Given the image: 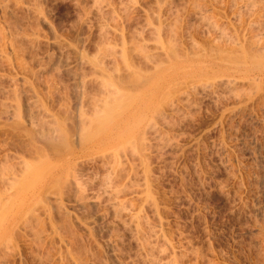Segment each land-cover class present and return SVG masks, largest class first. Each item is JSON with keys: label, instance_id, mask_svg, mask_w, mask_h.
Listing matches in <instances>:
<instances>
[{"label": "rangeland", "instance_id": "rangeland-1", "mask_svg": "<svg viewBox=\"0 0 264 264\" xmlns=\"http://www.w3.org/2000/svg\"><path fill=\"white\" fill-rule=\"evenodd\" d=\"M0 1L6 3L0 4V33H2L5 29V37H7L9 42L11 43H15L17 41L16 43L18 45H20V43L21 45L26 43V45H23L24 47H30V45L33 47L35 46L34 49L38 47V51H36L37 49L34 50L32 47H30L29 50V52H31L30 56L34 53H37L38 56H35L36 54H34L33 57H28L32 60L34 59V57H36L35 60L30 63L33 64L38 60L42 64L40 65L39 62V65H37V62V64L34 63L33 65H36V68L31 64L33 68L37 70V78L36 81L33 82L35 84H39L38 89H41L39 88L41 86L43 88L42 90L46 91L48 90V86H52L50 84L47 86V83H44L45 81L48 83L50 82L51 78L49 80V78L46 79L44 77H48V75H51L52 73L57 75L59 77V80H61L57 83L59 85V88H57L60 90L56 88V91L54 90L53 92L57 93V90L60 92L63 91L67 93V97L63 92L62 93L64 95H60L58 94V92L54 95L55 97L53 96L55 99L51 97L52 99L50 98V100H48V103L50 102L49 105L54 107L57 105L56 107H58V103L61 102L60 99H62L63 96H65L64 101H67V98L70 97L68 101L71 100V103H69H73L72 105H74L77 98V89H75L76 82L75 79H73V71L75 68L76 70L78 68L79 71L81 67L78 66L75 62V59L77 58V55L74 54L75 48H71V50H73L72 52L70 49H68V52L66 48H64L63 50L61 46L59 47L60 44L58 43H60V41H62L61 43H63L64 41V44H66V42L72 41L73 44H76L74 46H82V48H85L86 50H84L89 53H93L95 51L96 47L101 43L100 37L96 35L98 34L99 30V21L98 26L95 25L97 22L96 19L100 20V16H97V14L92 9V11L95 13V15H93L92 12V16H97V18L92 17L91 13L89 12L91 18L89 22L91 23L87 25L86 21H84L86 20L87 16L86 14V17L83 16L84 12L81 13L82 8H80V6H82L87 7V9H91L90 6L92 4V0ZM209 1L206 0L202 2H205V5L207 6L206 3H208ZM235 1L237 4H240L237 2L239 0ZM248 1L249 0L245 1L249 3V5L246 4L245 7L243 5V3L245 2L242 3L241 0L239 1L242 3L240 6L236 3L234 4L233 0H213L211 2L212 5L208 4L209 9H207L208 6L205 7L203 5L204 7H202L204 9L201 8L196 11L195 9L199 8L201 0H193V2L197 3L196 5L194 3L195 8L193 9L191 8L193 7L192 0H167V2L164 0V2H166L167 4L169 2V4H171V7L173 6L175 8L174 9L172 7V10L174 12L171 9H168L169 11L171 10L170 13H174L172 14L173 16L170 15V13L165 14L166 9L168 8L167 6L169 5L165 4L167 6L164 9V17L166 16L167 19L169 18L168 20H166L165 18L166 23H168L170 19L172 20H170V23L173 22V19H175L174 17L176 16L180 17H176L177 19H179V21H177L178 23L181 22L184 26H181L183 32L180 34V39H178V46L180 48V51L183 53L188 49L189 51H198L200 46H203L207 49L209 47H212L211 45L215 44H212V40L214 39L211 40V38H213V34L215 35V32L213 34L212 32L215 30H212L214 28H211L209 27L210 25H207V22L210 23V21H207L205 23V17H203V19L196 18L200 16L196 13L203 10L205 11L203 12L205 15L208 12V14L206 15L207 17L209 15H212V17L210 16L211 19L215 17V19L212 20H216L218 18V24L223 25H220V27L228 28L225 29L226 32H228L227 34H229L231 31V34H229V36L231 35L232 37H230V46L236 39V41H239H235V43H244L245 47L248 46L246 47L247 49L252 48L253 50L254 47H256L254 45H257L261 41V37L262 41L264 40V9H262L264 7L261 5L259 7V0H257L258 4H254L253 1ZM115 2H117L116 5L119 4L118 0H112L113 4H115ZM141 2L144 6H149L151 4H154L155 0H145ZM190 2L192 3L191 6ZM250 2L256 5L255 7L253 5L255 9V11L253 10V12L251 11L253 7L250 6L252 5L250 4ZM33 3L37 6L42 5L40 10L42 9L41 11L43 12L41 14H43V16L30 10V6H32ZM24 5H29V7L27 6L26 8V6ZM105 5L106 4H104L103 7H105ZM197 5L199 6L197 7ZM235 5L239 7L237 8ZM1 7L5 8L2 9ZM243 7H245L246 9H244ZM211 8H214L215 10L213 9L214 11H212ZM259 8L262 9L261 18H257V16L260 15L256 14L260 12ZM236 9L237 14L235 13ZM238 9L241 11L239 12ZM247 9L250 10L251 13ZM135 10V13L133 11L129 12L130 14L132 13L131 16H134L133 18H130L131 16L128 13V15L130 16L128 20H130L131 23L129 21L126 22V24L128 23L127 26L129 25V23L131 26L136 24V22L143 23V13L142 11H140L141 9H138V11ZM193 10L194 12H196L194 13ZM177 11L179 12L177 13L178 15L176 14ZM254 12H256L255 14L257 16L251 15ZM239 13L240 15H238ZM170 16L172 17L170 18ZM81 17H84L85 19ZM253 17H255L256 19ZM80 19L83 21H81ZM208 19L209 17L206 20ZM251 19H255L254 21L261 20V24L260 22H258V24L257 21L253 22ZM250 20L252 22H250ZM83 22L85 25L83 24ZM249 22L251 24H249ZM255 23H257L256 25H261L262 27L258 26V30V27L255 25ZM90 24H94L95 29L92 27V25L89 26ZM31 26L32 28H35L33 29V31L31 30ZM204 26L206 28L208 26V28L204 29ZM128 27H126L127 31ZM210 28L212 31L209 32ZM260 28L263 29L261 31V34H263L261 37L259 36L261 35L259 32L261 30ZM20 29L21 31L23 29L21 35ZM36 29H39V32H37ZM25 30L26 32L27 30H31L28 32L29 34L33 32L35 33L36 31L37 34L39 33L38 36L41 37L42 40H40L39 38L38 41L36 40L35 45L30 43V45H28V40L20 38V36L25 37L22 35ZM26 32L24 35L27 34ZM208 32L211 33L212 36H210ZM255 33H258L257 35L259 37ZM3 34H1L0 37L3 38V36L5 35ZM9 34H12L13 37L15 36L14 39L19 36L18 38H20L21 40L18 38V40H12V35L10 36ZM16 34L18 35L16 36ZM254 34L255 36H257L255 37L256 39H260L259 41L258 39H254ZM234 35H236L237 37ZM54 36L57 37L55 38ZM5 37L3 38L5 40H3V43L2 40H0V105L3 100V102L5 101V103L2 102V104L6 107H9L6 103H10L9 101H11L10 99H12V97H9L10 99L7 98V91L9 92V90L13 86H10V88L7 87L9 83L15 86V83L10 81L11 77L17 80H15V82L17 86H19V81L24 82L23 76H26V74L23 73L21 69L17 68V70L22 71H20L22 74H16L18 72L14 68L17 66V62L16 59L15 62L13 60L15 58L13 46L17 47L18 45L15 44V46L14 44H12L7 47L8 44L6 43V46H4V42L8 41ZM111 37L112 36H110V38ZM193 39H195V41H198L197 45L199 46L196 50L195 48L197 47L195 46L197 45ZM252 40L257 41L255 42L256 44H253L254 42ZM191 41L193 46L195 44V48H193V46L192 48H190L192 44L190 45L189 42ZM221 41L219 43L222 48V46L224 47L226 46V44L225 42H223L224 39L222 41L223 43ZM37 42L38 44L36 45ZM249 43L251 44V47L249 46ZM260 43L263 47L260 46V44L259 46L261 49H263L261 50L259 48L258 50H261L263 52L264 43ZM1 45H3V48ZM227 45L229 46L228 42ZM228 46L224 47V49L226 50ZM232 47L233 46L229 48ZM3 49L4 51L7 49V52L10 51L11 55L9 53L8 56L6 51L2 52ZM9 49H12L13 53ZM33 50L34 53H32ZM61 50H63L62 53ZM227 50L231 52V49ZM192 51L189 52V54L192 53ZM235 51L236 49H234V51L232 50L231 54H233V52ZM237 51L239 53L238 48ZM254 51L257 52V47L254 49ZM1 52L4 54L6 53L5 55L8 56V58L10 57L9 59H11L12 56L14 65L11 60L9 61L10 63L7 62L8 60ZM65 52L67 53V55ZM27 54L29 55L28 52L26 53V55ZM40 56L42 58L41 61L39 60ZM64 57H68V59ZM60 59H62V62ZM63 60H65L66 63H64ZM66 60H69L70 63H68L71 65L67 64ZM29 61L30 60H28V62ZM11 65L15 67L12 66V68L10 67ZM37 66H40L41 68H38ZM86 69L89 68L86 67ZM14 70L16 71V73ZM257 71L258 70H256L255 72L251 71L250 74H246L245 72L231 73L229 76L221 74L210 79H208V77L206 78L205 75L200 73L193 79L183 80L181 85H178V87L175 86L167 88L165 93L167 94V99L161 104L159 114L155 116L154 125H152V128L148 131L146 136V148H143V150H145L143 151L145 153L143 158L144 163H142L143 165L138 162V159L140 158L136 154V152L138 151L136 146V149H134L137 151L134 152L133 150L134 154L132 150L129 149L131 147H126V145L129 146V143L124 145L120 149L124 150L126 147L125 153H127L124 154V151L122 150L123 152H121L123 154H120L121 152L119 151L118 155H120V158L125 159L123 160L124 162H122L123 167H121V170L119 169L121 171L119 172V174L121 175L117 176L118 178L114 176L115 178H117V180H115V184L113 185L114 180L111 179L113 180L111 184L114 187H119V185L120 187L123 186V191L119 187L121 190V194L119 193V198H123L121 199L126 202L128 209L132 210L134 208L133 210L138 211V209H141L143 211L144 208L145 211L142 215L144 216V218L149 217L148 219L145 218V220L147 219L148 222L150 221L149 223H152L151 225L154 224L155 227L159 223L163 226L161 227L159 226V224L157 227H159L161 231L164 230V232L162 233H164V236H166L165 238L169 242L171 241L170 243H173V248H176V252L173 251L176 255L174 256H178V258H175L173 256L172 250H166L168 247H170L168 246L165 248V253L162 252L165 255H163L162 253L159 254V250L158 252L155 251L156 254L158 253L162 257V260H166L172 255L171 257L173 259L175 258L176 260H178V264L179 262L180 264H264V75L259 74V72ZM19 75L22 76V78ZM15 77L19 78L17 79ZM39 77H41L42 79L40 78L41 80L38 81ZM58 77L55 78L56 81ZM44 84L46 87L44 86ZM19 87L22 88L23 84H21ZM5 92L7 94H5ZM25 92L27 91H24L22 93ZM22 95L20 96V98L23 97L21 99V105L23 106L22 109L24 112H22V115H24L25 118L28 116V119V114H30L28 113L30 110L28 108L29 106L26 107V97H28V94L26 93V97L25 94ZM3 96H5V99L9 101L6 102ZM64 101L62 99V103L68 104V102ZM72 105L69 106L72 107ZM10 111H12V109H9V111L7 112L9 113ZM4 112V107H2L1 105V120L4 121L5 119H8L7 117L9 116V118H11V115H9L11 113H9L8 116L7 113ZM19 132L10 127H0V157L4 158L5 154H7L8 157L10 156L12 158L16 154H25V152L27 153L29 151L28 141H26L27 139L24 137L23 133ZM130 144H132V146L134 147L133 143ZM130 151L132 152V154L128 156L129 153H131ZM108 154L109 155H107L106 158H103L100 155L101 157H91L89 159H84L79 163L76 172L81 177L79 178L78 176V178L82 181L81 182L79 180L81 188L84 187L82 190L83 192H85L86 198L82 196L84 195L82 191L79 192L77 190L78 188L76 187V185H74L75 183H72L66 189V194L61 202V205L63 206L59 207L57 205L56 207L57 209L61 208V211H57L55 208V204L53 205L55 208L53 209V217H55V219H58V221L61 223L63 218L66 217V213L68 212L67 215H69L68 218L70 219L69 225H72V227L70 225L71 228L75 227L74 231L75 233L77 232L76 238L79 237V239H77L78 241H69L70 238H68V236H72L73 230H71L68 226L67 227L69 228V230L68 228L67 230L71 231V233L68 231H63L67 234L65 235L64 233L65 237L63 236V238H68V240L61 238L62 233L60 231L62 230V228L59 229V232L56 235L52 231V226L50 227V220L45 216L43 219H48L44 221L46 223V231L48 232H44L42 235L43 238L41 244L43 245L39 247L36 246V244L34 245V242L32 241L33 238H30V233H28L26 230L24 231L23 229H21L20 233L17 236L18 239L16 241V245L9 248V253L7 251L5 252V254L7 253L6 255L2 254L0 256V264H68V262H70V264H73L74 262L73 260H71L72 258L69 257L71 255H69L68 253L71 251V249L75 253L83 252L82 256L83 258L85 257L88 260V264H146V262H144L145 260H143V258L141 259L142 255L140 256V251H138L139 246H137V236L135 234L134 227L131 226L130 228V226L123 225V222H126V219L127 223L129 222V217L127 215H124L126 214V212H123L122 215L118 214L115 216L111 206H108L111 204L114 198L111 197L109 199L107 198V194L104 195V193H106L104 192L105 185L110 184L108 183V180L110 179V177L108 176V173L110 171L109 165L111 166L113 163V154ZM110 155L111 157H109ZM132 155L135 157H132ZM134 158L136 159V162H138V164L140 163V165L137 166V164L134 163ZM129 160H132L131 162L133 164ZM147 163L148 166L146 165ZM130 165L136 166L135 169L133 166V172L130 168ZM122 169L124 170L122 171ZM130 170L132 173L131 176H129L131 178L130 181L132 180V182H130L128 179ZM146 172H150V175ZM144 182L146 183V187H143ZM124 185H126L127 187H125ZM148 185L149 187H147ZM107 188L108 186L106 187V189ZM145 188L147 192H150L149 194H152V197H150L151 199L149 200L153 201V203L150 202V205L148 201L145 202V197L144 200L140 199L143 198L141 196L143 194L142 191H144ZM138 190L141 191L142 194H140ZM77 191L82 194L77 193ZM78 194L81 195L82 198H85V200H81V196H79ZM96 196L97 201L95 198ZM127 198L129 201H131L129 202L128 200H125ZM99 200L101 201L98 202ZM63 211L66 213H63V218H61L60 216ZM42 212L44 211H40V214L44 216V213ZM58 212L61 213H59V218ZM119 215H121V217H119ZM68 218L66 217L67 222ZM119 220L121 222H119ZM151 225L149 226L150 229L148 228V226H146L147 230L149 229V232L146 231V229L144 230V232L146 231L148 235L147 236L145 233L144 236L148 237L149 240L150 238H153V236H150L151 234H149L151 233L150 231L152 229H157V227H153L151 229ZM68 233H70L71 236L70 234L68 235ZM71 238L73 239V236ZM160 240H163V238ZM160 240L156 242L153 238L150 241H153L152 244H154V241L157 244H162V241ZM66 242L68 244H66ZM69 243H75V245H70ZM157 244L154 245L156 246V249H159L157 247L159 245ZM78 246L81 248H85L86 246V249L82 248V251ZM161 246L163 248L164 244ZM64 251L68 253L67 258V254H62L65 253ZM72 251L71 254H73ZM84 253L86 255H84ZM58 256L61 260L65 258L62 261L66 262L68 257L69 260H67L68 262L66 263H62V261H60L59 259V263ZM161 257L158 258L157 256L159 260L161 259ZM87 260H85L86 264ZM162 260H160L159 262L163 263L164 260ZM164 264L169 263L167 261L166 263L164 262Z\"/></svg>", "mask_w": 264, "mask_h": 264}, {"label": "bare ground", "instance_id": "bare-ground-1", "mask_svg": "<svg viewBox=\"0 0 264 264\" xmlns=\"http://www.w3.org/2000/svg\"><path fill=\"white\" fill-rule=\"evenodd\" d=\"M4 1H6V0H4ZM13 1H15V0H13ZM33 1H36V0H33ZM141 1H145V0H118L119 4L116 5L117 2H115V4H113L112 0L111 1L110 0L109 1L108 0H92V4L90 6L91 9H87V7L80 6V8H82L81 13L84 12L83 16H85V14L87 16L86 20H84V21H86L87 25L89 23H91L89 21L91 19L90 13L92 16V12H93L92 9L97 14V16H100V20L96 19L97 22L95 25L98 26V21H99V26H98L99 30H98V34H96V35H98L100 37L101 43L98 46L96 45L97 47H96L94 52L92 51L93 53H91V52L89 53V52L85 51L86 49L82 48V46L81 47H78L79 45L74 46L76 44H73L72 41H71L72 44L70 41H69L70 43L65 41L66 44H64V41H63V43H61L62 41H60V43H58V44H60L59 47L61 46V48H63V50H64V48H66L68 52H69L68 49L71 50V48H75L74 50L76 53L74 52V54L77 55V58L75 59V57H76V55H75L74 59L76 60L75 62L77 63V65L81 67V69L79 71H78V68H77V70L75 68L73 71L74 72V75H73L74 78L73 79H75V82H76L75 83L76 84L75 89H77L76 90L77 91L76 92L77 98H76V102L74 105H72L73 103L70 104L71 100L68 101V99H70V97L67 98V101H64V97L65 96L67 97V95H66L67 93H65L61 90L65 94V96H63V97L61 96L63 101L68 102V104L72 105V107L69 106L67 103H62V99H60L61 102L58 103V107H56L57 105L55 106L56 108L54 106L49 105L50 102L48 103V100H50L51 97H53L58 92H59L58 94H60V95L63 94L62 92L58 91L60 89H58L59 85L57 83H58V81H61V80H59V77L57 75H55L54 73H52L51 75H48V77H44L46 79L49 78V80L51 78V80H50L51 83L50 82L48 83L46 81L44 83H47L46 84L47 86L49 84L52 85V86H48V90L45 89L46 91L42 90L43 88L41 86L39 87L41 89H38L39 84H35L33 82V81H36V78H37L36 77L37 76V73H36L37 70L33 68V66H34L33 64L34 63L37 64L39 61L36 59L37 61H35L32 64L30 62H33V60H35L36 57H34L33 60L29 59V58L31 56L33 57L34 54H36L35 56H38L37 53H34V50L37 49L36 51H38V47H36V49H34L35 46L33 47L30 44L35 45L36 40L38 41L39 38H40V40H42L41 37L38 36L39 33L38 34L36 33V31L39 32L38 31L39 29L38 30L36 29V31L34 30L35 33L33 32V33L29 34L28 33L29 31H31V30L33 31V29H35V28H32V26H31V28H32V29L30 28L31 30H29V31L27 30V32L25 30L24 33L22 34L25 37L20 36V38H24L25 40H28L27 44L30 45V47H32L34 49L32 51V53H34V54H32L31 56H30L31 52H29L30 47L25 46L26 47L25 48L23 46V45H26L25 42H23L25 44H22V45L20 43L21 46L16 43L17 41L15 43L14 42L11 43V42H9L8 38L5 37L6 36L5 29H4L5 32L3 31L2 33H0V36H1V34L4 33L5 35L3 34L4 35L3 38L5 37L8 40V41L6 40L7 42H4V46H6V43L8 44L7 47H9V45H12V44L18 45L17 47L13 46L14 52H15V55H14L15 58L13 60L15 62V59H16L17 66L16 67L13 66L14 62L12 61V56H11V59H9L10 57L8 58L9 53H10L9 50H11L13 53L12 49H9L8 50L9 52L6 51L7 49L5 50L6 53L8 54V56L5 55L6 53L5 54L2 53V52H5L4 49L1 53L4 54V57L8 60L7 62H9L11 60V62L13 63V65H11L10 67L13 66V67H15L14 69H16V68L21 69L23 71V73L26 74V76H23L24 82L19 81L20 85L23 84L22 88L19 87L20 85L17 86V84L15 82L16 79H14L13 77H11V79H10L8 77L10 79V81L15 83V86L11 85L9 83L7 88H10V86L11 87L13 86L14 88L12 87L10 90L8 89L9 90V92L7 91L8 94L6 92H5V94H7L8 99H10L11 97H12V99H10L11 101H9V100L5 99V96H3L4 100H6V102L9 101L10 103H6L7 106H9V107H6L5 105L2 104V102H3V100H2L1 105H2V107H4V110H5L4 113H7V115L9 113H11V114H9V115H11V118H9L10 116L8 115L9 116V117H7L8 119H5L4 121L0 119V127L1 128L10 127V128L17 130L18 132L20 131L19 133L24 134V137L27 139L26 141H28V145H29V151L27 153L25 152V154H20V155L16 154L12 158L10 156H9L10 157L9 158L7 154H5L4 158L0 157L1 158L0 159V256L2 254H5V252H7V251L9 253V251H10L9 248L16 245V241L18 239L17 236L20 233L21 229H23L24 231L26 230L28 233H30V238L31 237L33 238L32 241L34 242L33 243L34 245L36 244V246H38V247L42 246L43 245V244H41L42 238H43L42 235L44 232H48V231H46L47 229H46V225H45L46 223L44 222L45 220H48V219L50 220V222H51L50 227L52 226L51 227L52 231L56 235L58 234L59 229L62 228V230L60 231L62 233V237H61L62 239H65V238H63V236L65 237V235H67L65 232L68 231L69 228L74 231L75 227L71 228L72 225L70 224L71 227L69 225L70 219L68 218L69 215H67L68 212L66 213L63 211L62 214L60 212H58V218H59L60 214H61L60 217L63 218V213H66V217L68 218V222L66 221V217H64L63 220L60 218L62 220V223H61L58 221V219H55V217H53V213H54L53 209H55L57 207V205L59 207L63 206V205H61V202L64 199V196L66 194V189L68 186H70V184L75 183L74 185H76V187L78 188L77 190L79 192L80 191L83 192L82 189L84 187L81 188V185L79 182V180L81 181V179H79L81 177L76 172V169L79 166V163L84 159H89L91 157H96V156L97 157L102 156L103 158H106V156L109 155L108 153L113 154L112 155L113 156V159H112L113 163L111 166L109 165L110 171L108 173V176L110 177V179L108 180V183H110V184H106V182H107V179H106V182H105L106 185L104 188V190H105L104 192H106V193H104V195L107 194V198L110 199L112 197L114 199L110 205H108V204L107 205L111 206V208L114 211L115 216L118 214L122 215L123 212L124 213L126 212V214H124V215H127L129 217V222L127 223V219H126V222H123L124 223L123 225L130 226V228H131V226L134 227L135 234L137 236L136 237V240L138 243L137 246H139L138 251H140V253H139L140 256L142 255L141 259L143 258V260H145L144 262H146V264L147 263L148 264H159L160 263L159 261L162 260V257L159 255L160 253H162V252L165 253L166 250L170 249V250H172L173 256L175 255L174 253L176 252L175 251L176 248H173V246H174L173 243H170L171 241L169 242L165 238L166 236H164V233H162V232H164V230L161 231V229H159V227H157L160 223L158 225H156L157 229H152L153 227L154 228H156V227L154 224L151 225L152 223L150 224L149 223L150 221L148 222L147 219L149 217L148 218L145 217V218H147L145 220L144 216L142 215L143 212L145 211L144 208H143V211L141 209H138V211H137V210H133L134 208L131 206L133 209L131 208L132 210H130V209H128V207L126 205V202L124 200H122L123 198L122 197H121L122 199L119 198L120 194H121V190L123 191V189H122L123 186L120 187V185H119L121 190L118 186L117 187L113 186L115 184L114 183L115 180H117V178H118L117 176L121 175V174H119V172H121L120 171L121 167H123L122 162H124L123 160L125 159V158L124 159L120 158V155H118L119 151L121 152L123 149L122 150H120V149L124 145L129 143V146L126 145V147L127 148L131 147L129 149L132 150V152H133V150H134V152L137 151V150H135L137 148L138 151L136 152V154L140 158V159H138V162H140L141 164L144 163L143 158H144L145 153L143 151H145V150H143V148H146L145 147L146 141H147L146 136H147L148 131L152 128V125H154L155 116L157 114H159V111L161 109V104L167 99V94H165L167 88L175 87V86L178 87V85H181L183 80L193 79V78L197 77L200 73L205 75L206 78L208 77V79L219 76L221 74L226 75V76H229L231 73H240V72L241 73L245 72L246 74H248V73L250 74L251 71L255 72L256 70H258L257 72H259V74L264 75V50L262 52L261 50L263 48L262 49L260 48V46H262L260 42L264 43V40L262 41V37H261L264 33L261 34V31L263 29L260 28L261 30L259 32L261 35H259V36L261 37L260 38L261 41L257 45H254L257 47V52H255L256 50L254 51V49L256 48L254 46H253L254 49L252 50V48L247 49L246 47H248V46L245 47L244 43H239V42L235 43L236 39L235 40L232 39V40H234V42L233 41L232 42L234 43L235 46L232 43L231 46H233V47L229 48V47H231L230 44H231V38L232 37H231V35L229 36V34H231V31L229 34H227L228 32H226L225 29H228V28L220 27L221 24L220 25L218 24V21H217L218 18L217 17H216L217 18L216 20H212V19H215V17L211 19L210 16L212 17V15H209L208 17H209V19L212 20V22H211V20H209V19L206 20L208 18L206 16L208 14V12L206 15L203 13V12H205L203 10L204 9L203 7L204 6L207 7L208 4L210 5L213 0L212 1L210 0L211 2L209 0H207V1H209L208 3H206L207 6L205 5V2H202V1H206V0H201V4H200L201 7L199 5H197V7L199 6V8H197L195 10L197 11V10L203 8L202 9L203 11H201V12L198 11L196 14L200 15L201 17L199 16L196 18L203 19V17H205V18L207 17L206 19L204 18L205 23L207 21H210V23L207 22V25H210L209 27L214 28L212 30H215L212 32V34L215 32V35L213 34V38H211V40L212 39L215 40V42H214V40H212L213 41L212 44L215 43L214 44L215 46L210 44L212 47H209L207 49L204 48L203 46H200L199 50L195 51V52H194V50L192 51L190 49L193 53V56H192V53L189 54V52H191V51H189L188 48H187L188 50H186L183 53L180 51V48L178 46V42H179L178 39H180L179 38L180 34L183 32L181 26H184L181 22L178 23L179 19H177V18H180V17L175 15L177 17V18L174 17L176 19V21H175V19L172 18L173 22H171V23H170L171 19L168 21V23H166V21H165V18H166V20L169 19V18L167 19L166 16L164 17V9L169 4V2L167 4L166 3L167 0H165L166 2H164V0L163 1L162 0H155L154 4H151L149 6L148 5L144 6ZM195 1H198V0H195ZM234 1L235 0H233V2ZM239 1H237V2L240 4H237L236 1L234 2V4L236 3L237 5L240 6L243 2H245L247 0H245V1L241 0L242 3ZM249 1H253L254 4H258L257 0H256V2H255V0H249ZM261 1L259 0V3H260L259 7H260V5L264 7V5H262V4H264V2H263L264 0L262 1L263 3ZM192 2H193V0H192ZM199 2H198V4H199ZM2 3L6 4L5 2L0 1V4H2ZM16 3H17V1H16ZM18 3H20V2H18ZM34 3L32 6H30V8H31L30 10H32L34 13L41 14L43 12V11H41L42 9L40 10L42 5L40 4L41 6H37ZM36 3H38V2H36ZM88 3H90V2H88ZM194 3H195V5L197 4L196 2H193V4L190 2V6H191V4L193 6V7H191L192 9L195 8ZM202 3H204V4H202ZM104 4H106L105 7H103ZM165 4H167V5H165ZM246 4L249 5V3H247V2L243 3L244 6ZM250 4H252V3L250 2ZM254 4H252L250 6L253 7ZM169 5H170V7H169ZM169 5L167 6L168 8L166 9L165 14L170 13V11L172 10L173 6L171 7V4H169ZM24 6H26V5H24ZM27 6L29 7V5H27ZM27 6H26V8H27ZM239 6H236V7L238 8ZM255 6L256 5H254V7ZM20 7H21V5H20ZM245 7H243V8L246 9ZM254 7H253V9L250 8L252 12H253V10L255 11ZM3 8H5V7H3ZM135 9L137 11H138V9H141L140 11H142V13H143L142 14V17H143L142 22L143 23H139V22L137 23L136 22V24L131 26L130 25L131 21L128 20V18L132 15V13L130 14L129 12L130 11L134 12ZM168 9H171V10L169 11ZM207 9H209V6ZM211 9H212V11L215 10L214 8H211ZM262 9H264V8H262ZM262 9L259 8L260 12L257 10L260 14L254 12L251 15L253 16V15L257 14V15H260V16L256 15L257 18H259V17L261 18L262 17V14H261ZM106 10H108V11H106ZM217 10H218V8H217ZM167 11H169V12H167ZM236 11H237V9L235 10V13H236ZM240 11L241 10H239V12ZM248 11L251 13L250 10H248ZM78 12H79V10H78ZM94 12H93V15H95ZM173 12H171L170 15L174 14ZM193 12H194V10H193ZM88 13H89V15H88ZM128 13L130 16L128 15ZM177 13H179V12L177 11L176 14ZM241 14H242V12H241ZM41 15L43 16V14H41ZM203 15H205V16H203ZM238 15H240V13ZM97 16H95V17L97 18ZM172 16H170V18ZM92 17H94V16H92ZM133 17L134 16H131L130 18H133ZM81 18H84V17H81ZM253 18H255V17H253ZM126 19H127V21H126ZM132 20H135V19H132ZM251 20H250V22H252V21L256 22L257 21V20L256 21H254V20L251 21ZM81 21H83V20H81ZM93 21H95V20H93ZM128 21L130 22L128 25L130 27L127 26L128 23L126 24V22H128ZM213 21H215V22H213ZM260 21L258 20L257 23ZM250 22H249V24H251ZM180 23H181V25H180ZM257 23H255V25ZM83 24H84V22H83ZM260 24H261V22H260ZM91 25L92 24H90L89 26H91ZM95 25L93 24L92 27L94 28ZM252 25H254V24H252ZM97 26H96V28H97ZM205 26H206V24H205ZM205 26H204V29H207L208 26H207V28ZM221 26H223V25H221ZM256 26L262 27L261 25H256ZM126 27H128V31L126 30ZM259 27H258V30H259ZM211 28L209 29V32L212 31ZM0 31H1V27H0ZM22 31H23V29H22ZM22 31L20 29V35H21ZM91 31H92V28H91ZM25 32L27 33L26 35H24ZM54 32H56V31H54ZM16 33H17V31H16ZM258 33H255V34L257 35ZM18 34H19V31H18ZM18 34H16V36ZM209 34H210V36H212L211 33H209ZM255 34H254V39L255 40L258 39V41H259L260 40L259 38H257V39L255 38L258 35L255 36ZM236 35H234V36H236ZM110 36H112V37L110 38ZM18 37L19 36H17V38ZM1 38L2 37H0V40H2V43H3L4 39L3 38L1 39ZM11 38H12V40L20 39V38L14 39L15 36L13 37V35L11 36ZM9 39H10V37H9ZM24 39H23V41H24ZM223 39H224V41H223ZM63 40H64V38H63ZM193 40L197 45L198 41H195V39H193ZM221 40L223 42H225L226 46H228L227 42L229 43V46L227 47V49H231V52L226 49L228 51L227 52L224 49V47H226V46H224V47L222 46V48H221L220 43H219ZM10 41H11V39H10ZM237 41H239V40H237ZM253 42H254L253 44H256L255 42H257V41H253ZM9 43H11V44H9ZM189 43L191 45L192 41ZM37 44H38V42L36 43V45ZM95 44H97V43H95ZM259 44H260V46H259ZM1 46L3 48V45H1ZM192 46H193V44L191 45L190 48H192ZM194 46H195V44H194ZM194 46H193V48L197 47V48H195V50H196V49H198L199 45H197L195 47ZM249 46L251 47V44ZM7 47H4V48H7ZM237 48L239 49V53L237 51ZM259 48L261 50H258ZM234 49H236L235 52H237V53L233 52V54H231L232 50L234 51ZM63 50H61V53ZM26 51L29 53V55L27 54L28 56L26 55V53H27ZM72 51L73 50H71V52ZM258 52H260V53H258ZM10 55H11V53H10ZM66 55H67V53H66ZM61 57H62V55H61ZM1 58H3V57H1ZM27 58H28V60H30L29 62H28ZM64 58L68 59V57H64ZM38 59H39V57H38ZM41 59L42 58L40 56L39 60L41 61ZM60 60L62 62V59H60ZM63 61H64V63H66L65 60H63ZM68 62H69V60L67 61V64L70 63V62L69 63ZM39 63L37 65H39ZM40 65H42V64L40 63ZM69 65H71V64H69ZM75 66H73V67H75ZM7 67H9V66H7ZM37 67L41 68L40 66H37ZM86 67H88L89 69H86ZM20 71L17 70L18 73H16V71H15V73L19 74L22 72V71L21 72ZM73 72H72V74H73ZM227 72H230V73H227ZM38 74H39V71H38ZM54 75H55V77H54ZM20 77L22 78V76H20ZM30 77H31V79H30ZM41 77H39L38 81L42 79ZM56 77H58L57 81L55 79ZM15 78L18 79L19 77H15ZM44 86H45V84H44ZM56 88L58 89L57 93L53 92L54 90L56 91ZM24 91H27V92L22 93ZM3 93H4V91H3ZM11 93L13 96L11 95ZM26 93L28 94L27 95L28 97H26ZM9 94H10V96H9ZM22 94H25L26 101H27L26 107L29 106L28 108L30 109L28 112V113H30V114H28L29 115L28 119H27L28 116L25 118V116L22 115L24 113L23 109H22L23 106L21 105V103H22L21 99L23 97L20 98V96ZM3 103H5V101ZM9 109H12V111H10L8 113L7 111H9ZM23 116L25 119L23 118ZM21 137H23V136H21ZM130 143H133L134 147ZM135 146H136V148H135ZM126 147L123 150L124 152L122 151L124 154L127 153V152L125 153ZM122 152L120 154H123ZM132 152L129 153L128 156H130V154H132ZM134 152H133V154H134ZM109 157H111V155ZM124 157H125V155H124ZM132 157H135V156L132 155ZM9 160H10V163H9ZM126 160H128V159H126ZM134 160L133 161L135 164H137V166L140 165V163L138 164V162H136L135 158H134ZM146 165L148 166V163ZM133 166H134V169L136 167L135 165H132L130 167L131 170H132ZM123 170L124 169H122V171ZM131 170H130L128 176L129 175L131 176V173L133 172V170H132V172H131ZM148 171H150V170H148ZM147 174L150 175V172ZM78 176H79V178H78ZM114 176L117 178H115ZM130 176L128 177L129 181L131 179ZM112 177H114V178H112ZM111 179H113L114 181ZM112 181H113V185L111 184ZM130 182H132V180ZM145 182H146V178H145ZM145 182L143 183L144 184L143 187H146ZM148 182H149V178H148ZM149 185L147 187H149ZM107 186H108V188L106 189ZM124 186L127 187L126 185H124ZM139 188H141V187H139ZM137 189H138V187H137ZM133 190H134V188H133ZM78 191H77V193H79ZM141 191H142V189H141ZM141 191H139V192H140V194H142V192H143V194L141 196L143 198H140V199L144 200V197H145V200H146L145 202L148 201L149 205L151 203H153V201L149 200V199H151L150 197H152L151 196L152 194H149L150 192H147L146 188L144 191H142V192ZM139 192H138V194H139ZM151 192H152V190H151ZM79 194H82V193H79ZM83 194L84 195H82V196H84L86 198L85 192H83ZM79 196H81V195H79ZM82 196H81V198L80 197L79 198L81 200H83V199L85 200V198H82ZM97 196L95 197L96 201H97ZM125 200H128V198ZM152 200H153V198H152ZM100 201L101 200H99L98 202H100ZM54 204H55V208L53 206ZM129 205H131V204H129ZM60 209L56 208L57 211ZM40 211H44V212H42V213H44V216L42 214H40ZM121 215H119V217H121ZM45 216L48 219H46V218L43 219ZM159 218H161V217H159ZM159 218H158V220H159ZM84 221H85V219H84ZM145 221H147V222H145ZM119 222H121V221L119 220ZM149 224L151 225V229H152L150 231L151 233H149V234H151L150 236H153V238L156 242H158L162 238L164 240V243H163V240H160V241H162V244H159V243L157 244L154 241L155 245L156 244L159 245V246H157L159 249H156V246L154 244H152L153 241H150L153 238H150V240H149L148 237L144 236L146 231H148L150 229ZM146 226H148V228H149L148 230H147ZM159 226L163 227L161 224ZM67 228H68V230H67ZM145 229H146V231L144 232ZM63 231H65V232H63ZM73 231H72L73 239L71 238L72 237L70 234L71 231H68V232H70V233H68V235L70 234V236H71V237L68 236V238H70L69 239L70 242H72V240H74V242H75V240L78 241L77 239H79V237L76 238L77 232L75 233V231H74V234H75V239H74ZM64 233H65V235H64ZM133 234H132V238H133ZM146 235H147V233H146ZM68 238L65 240H68ZM78 243H76V244H78ZM104 243H105V241H104ZM113 243H115V242H113ZM66 244H68V243L66 242ZM72 244L75 245V243H72ZM72 244H70V245H72ZM163 244H164V246L162 248L161 245H163ZM82 246H83V244H82ZM168 246H170V247H168ZM166 247H168V248L165 250ZM82 248L79 247V249H81L83 251V249H86V246H85V248H83V249ZM158 250L160 252H159V254L157 253L158 254L157 255L155 253V251L158 252ZM71 251H72V249H71ZM71 251L70 252L67 251V252L69 253V255H71L69 257L72 258L71 260H73V262H74L73 264H86L85 260H87V259L85 257L83 258V256H82L83 252L75 253L72 251L73 254H71ZM84 251H86V250H84ZM173 251H175V252H173ZM68 253L65 252L62 254L63 255L67 254L66 255V258H67ZM62 254H61V256H62ZM84 255H86V254L84 253ZM163 255H165V254H163ZM157 256H158V258L161 257V259L159 260L157 258ZM171 256L170 257L168 256L169 257V258H167L168 260L166 259L168 261V263L169 264L170 263L171 264H178V260L175 259V258H178V256L175 257L176 256L175 255L174 259ZM69 257L67 260H69ZM59 259L60 258L58 256V261H59ZM63 259H65V258H63ZM170 259H171V261H170ZM62 260L60 259V261H62ZM67 260H66V262H68ZM166 260H164L165 263L167 262ZM60 261H59V263H60ZM63 262H65V261H62V263ZM164 262L160 263V264H164ZM68 264H70V262H68ZM87 264H88V260H87ZM126 264H128V263H126ZM179 264H180V262H179Z\"/></svg>", "mask_w": 264, "mask_h": 264}]
</instances>
